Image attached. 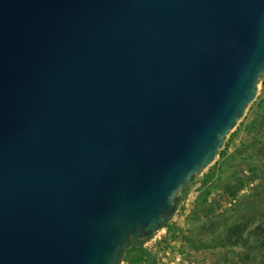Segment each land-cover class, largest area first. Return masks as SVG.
I'll return each instance as SVG.
<instances>
[{"label":"water","instance_id":"obj_1","mask_svg":"<svg viewBox=\"0 0 264 264\" xmlns=\"http://www.w3.org/2000/svg\"><path fill=\"white\" fill-rule=\"evenodd\" d=\"M263 75L264 0H0V264H120Z\"/></svg>","mask_w":264,"mask_h":264},{"label":"rangeland","instance_id":"obj_2","mask_svg":"<svg viewBox=\"0 0 264 264\" xmlns=\"http://www.w3.org/2000/svg\"><path fill=\"white\" fill-rule=\"evenodd\" d=\"M261 80L257 98L228 134L224 147L219 150L213 163L194 176L188 188L178 194L177 207L172 218L165 222L157 234L143 240V247L132 245L120 264H223L225 259L234 258L233 254L239 250L212 246L215 230H221L230 221L238 220L239 215L235 212L224 214L223 210L229 204L220 197L222 190L209 193L208 187L216 179L217 182H230V173L224 166L226 156L240 146L245 126L260 101L264 100V75ZM244 192L248 190L245 189L241 194ZM192 242L197 247H193ZM142 249L149 252L148 257L143 255Z\"/></svg>","mask_w":264,"mask_h":264},{"label":"trees","instance_id":"obj_3","mask_svg":"<svg viewBox=\"0 0 264 264\" xmlns=\"http://www.w3.org/2000/svg\"><path fill=\"white\" fill-rule=\"evenodd\" d=\"M224 166L230 173V182L216 179L206 189L209 193L222 190L220 197L229 204L224 214L235 212L239 216L221 230H215L212 247L239 250L233 254V259H225L223 264H264V100L245 126L240 146L226 156ZM245 189L248 192L241 194ZM132 245L141 247L135 241ZM192 246L197 247L194 242ZM142 252L149 256L146 250Z\"/></svg>","mask_w":264,"mask_h":264},{"label":"built area","instance_id":"obj_4","mask_svg":"<svg viewBox=\"0 0 264 264\" xmlns=\"http://www.w3.org/2000/svg\"><path fill=\"white\" fill-rule=\"evenodd\" d=\"M177 260L179 261L180 259H179V258H177Z\"/></svg>","mask_w":264,"mask_h":264}]
</instances>
